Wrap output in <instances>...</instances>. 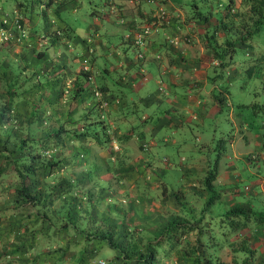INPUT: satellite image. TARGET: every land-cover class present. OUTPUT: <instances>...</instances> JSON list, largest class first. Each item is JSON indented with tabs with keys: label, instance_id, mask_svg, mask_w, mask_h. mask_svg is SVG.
I'll return each mask as SVG.
<instances>
[{
	"label": "trees",
	"instance_id": "1",
	"mask_svg": "<svg viewBox=\"0 0 264 264\" xmlns=\"http://www.w3.org/2000/svg\"><path fill=\"white\" fill-rule=\"evenodd\" d=\"M26 1L31 6V1L34 0ZM214 1V5H210L208 2L201 8L194 3L191 17L201 20L212 19L213 21V25L206 28L204 36L207 40V47L210 48L212 56L217 60L219 69L216 75L220 79H224L225 76L226 80L223 82L228 81L229 78L233 79L234 76L230 77L225 72L228 71L226 69L229 66L238 68L233 66L235 63L232 56L236 48H239L247 58L244 57L247 63L243 72L250 79H259L262 84L264 81L259 70L264 72V49L255 40L261 39L264 43L260 36L264 34V0ZM49 2L50 0H46L45 5ZM21 10L23 21L19 20L14 24H21L26 35L20 36L19 41H10L8 44L1 45L0 49L10 43L30 44V33L25 26L24 17L26 12L29 13L32 9L23 5ZM216 30H220L221 34H216ZM3 56L7 57V55L4 52L0 54L2 80L0 87V160H2L0 161V174L4 171L3 168L6 164L11 165V170L17 178L13 185L12 195L16 205L13 204L20 208L33 207L30 211L27 210V213H18L8 221L7 225L11 227L12 224H18L24 218L31 225V228L27 230L28 237L23 235L26 232L18 231L20 235L17 236L21 239L10 242L9 248L12 254L19 249L20 251L24 249L29 254L26 257V260H31L29 264H35L36 261L40 264L46 262L55 264L60 260L66 246L73 243L77 246V254L74 256L75 264H88L91 261L94 262L92 264H116L118 261L122 264H156L158 253L178 249L180 239L184 237L185 240L188 233L194 232L198 244L210 248L211 251L199 253L196 245H191L189 248L183 247L180 255L187 257L192 264H261L264 262V251H258L259 259L255 262L257 250L249 246L244 239L240 238L237 245L234 246L237 239L235 237L242 229H246L247 232L249 230L260 232L264 236V206L259 204L256 197L252 195L253 189L247 185L248 183L244 184L241 190L235 188L234 185L231 187L232 190H236L234 192L238 195L234 197V201L223 200V194L215 181L218 172L216 163L209 164L200 177L191 176L192 186L194 181H198L200 191L195 189V185L192 187L186 182L182 183L183 179L187 178L188 180L189 177L185 170L180 176L181 186L173 189L168 185L171 179L165 180L163 175L165 170L174 164L169 155H157L154 158L155 161L151 162L153 158L148 159L141 165L148 169L151 179L159 183V201L165 202L166 200V204L171 201L169 205L167 204L169 214L165 216L160 212L146 213L142 211L143 200L147 201L149 197L139 189L140 194L124 191V197L127 200L126 208H124L121 202L115 199L114 192L110 191L109 180L98 182L96 189L92 187L76 189L77 181L74 178L56 175L63 160L58 158L57 153H53L52 150L73 138H91L109 152L105 165L90 163L86 169L84 168L80 177L95 176L98 170L115 175L116 169L120 166L116 161L120 148L119 146L116 148L110 146L109 142L117 139L113 133V124L108 123L106 119V107L114 98L105 96L103 87L94 84L87 58L88 69L82 70L79 66L78 72L83 75V80H86L87 86L90 87L89 93L94 97L93 103L89 105L88 112L78 117H73L69 111L67 116H63V112L62 117L57 116V112L53 109L49 112L45 109L48 104L55 105V100L50 102L48 96L46 99H41L42 93L37 99L31 94L32 89L44 86L45 71L31 69L28 62L22 60L21 55L19 59L6 58L5 60ZM256 66L258 71L255 69ZM216 75H213L212 78ZM33 78L34 81L31 82ZM47 82L45 81V83ZM261 84L257 92L264 94ZM80 88L81 90L85 89L84 86ZM225 88L227 90L226 86ZM96 90L98 94H94ZM72 93L69 96L75 97L74 92ZM62 94L63 91L57 89L53 97L59 98L63 96ZM227 96L219 94L218 91L215 92L214 97L218 108L227 104L225 102ZM251 96L254 98V93ZM81 99L80 95L79 100ZM252 99L249 104H256L255 110L257 112L261 110L263 113L264 100L258 105V102L252 101ZM19 103L22 109L15 107ZM238 105L245 107L247 103L239 102ZM88 114L89 116H87ZM229 115L231 116L230 113ZM142 120H145V117H142ZM77 122H80V126H76ZM96 124H98L97 128ZM23 125L25 128L22 130L21 126ZM242 137L245 138V135ZM255 140L264 143V137L262 139L255 138ZM147 147L148 141L146 140L138 143V149L143 153L149 152ZM74 150L79 151L80 156H82V152L84 153L80 145L74 147ZM252 154L253 152H250L244 155V158L251 161ZM81 159L84 160L85 157H81ZM240 161L244 165L247 164L242 159ZM132 167H124L121 170V175H126L128 169ZM232 168L234 167L232 166ZM48 176L54 180L63 177L61 179L64 180V183H58L60 178L57 179L58 181L47 180ZM122 176H117V179H121ZM95 190L96 195H94ZM59 197H62L66 203L61 202L58 208L53 207L52 202ZM198 197L204 198V205H198ZM219 198L225 205L218 214L221 215L222 225L226 226L222 229V233L220 232L221 234L213 233L208 221L204 218L205 211L214 200ZM128 211L132 213L126 214ZM126 216L131 220L137 219L138 226L127 223ZM140 228L144 230L142 231L144 235L140 234ZM54 234L63 237L64 244L51 249L49 242L45 244L46 247L40 250L34 248L37 239L39 240L38 236L48 239ZM224 243L231 246L233 250L234 254L230 261L221 260L215 254L217 247ZM102 246L112 249V253L106 261L104 259L95 260V255Z\"/></svg>",
	"mask_w": 264,
	"mask_h": 264
},
{
	"label": "crops",
	"instance_id": "2",
	"mask_svg": "<svg viewBox=\"0 0 264 264\" xmlns=\"http://www.w3.org/2000/svg\"><path fill=\"white\" fill-rule=\"evenodd\" d=\"M45 1H31V6L26 0H14L13 4L10 2L7 6L0 2L4 10L6 7H15L19 11L23 5L32 9L24 17L30 33V44L10 43L0 49V54L4 52L10 55L6 58L19 59L21 55L31 69L45 71L44 79L48 82L44 81V86L32 89L31 94L36 99L42 93L41 99L48 96L50 102L55 100L56 104H48L47 109H53L60 117L62 112L63 116L71 112L73 117H76L77 111L80 112L77 117L88 112L94 97L89 93L87 81L78 72V58L86 55L94 84L103 87L105 96L114 98L106 107V119L113 124L117 139L113 141H117L120 148L116 160L120 164L119 170L133 165L141 166L152 158L153 162L155 156L160 154L170 155L167 152L173 147L177 152L178 163L183 164V171L188 170L189 178L190 175L200 177L208 164L205 163L202 171L197 172L195 164H199L200 160L206 162L203 154L205 141H200L197 126L203 125L204 119L216 113L214 109L218 106L215 92L227 96L225 85L232 84L230 78L226 82H223L225 76L224 79L218 78L217 60L208 55L209 47L204 35L206 28L212 26V19L207 23L208 20L206 22L191 15L184 17L183 9L168 0H140L136 3L128 0H99L89 10L92 21L82 17V24H73V17L65 16L64 11L74 12L79 6L77 0H50L46 5ZM159 5L166 8L169 20L144 36L143 44L136 45L134 33ZM39 16L42 21L38 27ZM81 26V33L76 32ZM118 31L122 46L111 42L112 36ZM88 45L92 47L90 51L87 50ZM137 52H141V56ZM213 75L216 76L212 78ZM81 86L85 89L81 90ZM57 89L63 91L62 97H53ZM72 92L75 97L69 96ZM62 98L68 100L67 106L65 102L61 103ZM69 103L73 105L69 106ZM242 135L238 138H242ZM213 137L204 138L209 141ZM75 140L84 151L83 157L93 159L84 164L105 165L106 156L95 162V157L91 155L92 148L88 140L93 139ZM143 140L148 141L147 153L138 149V143ZM234 142L230 141V145L233 157L238 160L250 152L264 150V143L260 140H253L254 147L244 151L236 150ZM134 147L139 155L135 161H127ZM186 149L191 153L190 162H183L185 156L179 154ZM159 150L165 152L158 153ZM229 165L234 166L233 162ZM233 169V172H227L218 165L215 179L223 176L227 181L231 180L238 175L235 167ZM224 170L226 173L222 174ZM114 176L117 180V172ZM94 192L96 195V190ZM142 211L147 213L145 205Z\"/></svg>",
	"mask_w": 264,
	"mask_h": 264
},
{
	"label": "rangeland",
	"instance_id": "3",
	"mask_svg": "<svg viewBox=\"0 0 264 264\" xmlns=\"http://www.w3.org/2000/svg\"><path fill=\"white\" fill-rule=\"evenodd\" d=\"M77 1L79 3V6L76 7V10L71 13L70 12L66 13L64 11L65 16L68 15L69 17H73L72 18L73 24H75V22L82 24L81 21L82 17H84L88 21H92L89 10L92 6H94V3L98 4L99 0H77ZM168 1L171 2L173 5L180 6L183 9L182 15H184V17H190L192 11L194 10V6H193L194 3L198 5L200 8L204 7L205 4L208 2H210V5L215 4L214 0H209L208 2L205 0L204 1L203 0H168ZM0 2L4 5L6 4L7 6V4L10 2L11 4H13L14 0H0ZM6 8L7 9L4 10L2 7H0V18L7 17L5 13L11 14L13 10H16L17 13L19 12V14L23 17L22 10L18 11L17 8L15 7L14 8L12 7L10 9L9 7ZM34 10L37 12V7L34 6ZM41 19L42 17L39 16L40 22L36 26L38 27L41 26V21H42ZM210 20L211 19H208L209 22H207L206 20L204 21L210 23ZM212 23L210 25H213ZM82 29L83 28L81 26L80 28H78L76 32L81 33ZM216 31L217 34L219 35L221 34L220 30H216ZM119 32L120 31H118L111 38V42L115 43L116 46L123 45L119 37ZM260 36L264 41V37H263L264 34L263 35L261 34ZM255 41L259 42L260 46H262L261 48L264 49V43L262 42L261 39H256ZM136 49L137 47L135 46V50ZM208 55L209 57L213 58L210 48ZM9 56L10 55L8 54L7 57ZM244 57L245 56L243 55L242 50L236 48L232 58L234 59V63H235V65L233 66H236L238 68L229 66L227 71L230 77L234 76L232 79V84L229 85L227 83V85H225L229 92L225 100L227 104L223 105L220 108L214 109L216 110L214 116L204 119L203 125L197 126V131L200 136V141H205L203 154L206 162L200 160L201 162L199 164L198 163L195 164V168L198 170L197 172H199L202 171V169L205 167V163L208 165L209 164L212 165L213 163H216L217 165L221 166V169H226L228 170L227 172H231V171L233 172L234 169L232 168L231 165H229L230 162H233L234 165L233 167H235V170L239 175L234 176L233 178H231V180L228 181L223 176L218 177L215 180L218 184L217 187L220 188L221 193L223 194L222 199L227 202L234 201L235 199L234 197H237L238 195L237 193L234 192L236 190H232L233 188L231 187L234 185V187L236 186L235 188L241 190L243 188V185L248 183L247 185H249V187L250 188L252 187L253 189L252 195L256 197L259 204L264 206V150H257V152H253V154L250 157L251 161L246 160L243 156L242 160L244 162H247L248 164L247 166V164L244 165L242 161L235 159L233 157L234 152L230 145V141L233 140L235 141L234 144L236 145L235 149L238 151L241 150L244 151L245 149L248 148L251 149L254 147L253 140H255V138L262 139L264 137V112L262 113L261 110L257 112L255 110L256 104H252V105L249 104L251 102V99L253 98L251 96L253 93H254V98L252 99V101L258 102V105L262 102V100H264V94L261 92L260 93L257 92L259 85L261 84L260 80L250 79L243 72V68L247 63L246 60L247 58L245 57L246 58L245 59ZM3 59L5 60L6 56H3ZM77 62H75V64ZM255 69L258 71L257 66ZM259 71L261 72L260 75L261 77H263L262 80L264 81V72L261 70ZM1 81L2 80L0 76V87L2 86ZM261 85L263 86L264 89V82H262ZM62 102H65V106L68 105V100H65V98H62L61 103ZM239 102H245L247 103V105L245 107H240L238 105ZM58 105L59 103L57 102L56 106ZM71 105H73V103L71 104L69 103V106ZM15 107L22 109V107H20V103ZM47 107L48 106H46L45 109H47ZM79 113H80L79 111L75 112V116L77 117ZM229 113L231 114V116L229 115ZM137 120L138 119H136V121ZM76 126H80V122H77ZM97 126L98 124H96V128ZM21 128L23 130L25 128L24 125L21 126ZM241 133L245 135V138L243 137L238 138V136L241 135ZM212 134L214 135L213 139H210L208 141L204 138L206 136L212 137L213 136ZM88 141L89 144L91 145L92 148L91 155L95 157V162H97L98 159L105 157L109 154V152L103 146L96 143L94 140H88ZM192 141L194 140L192 139ZM192 141L191 144H193ZM109 143L112 148H116L118 146L117 142H114L113 140ZM78 145L79 143L76 142V140L73 138V140H69L65 142L63 145L59 146L58 148L52 150L53 153H57L58 158L63 160L61 168L57 171L56 175L69 176L71 178H74L77 181L76 189L81 187L82 188L92 187L93 189H96L98 182L101 183L105 179L109 180L110 191L114 192L115 199L120 201L124 208H126V201H127L126 198L124 197V191L127 190V192L131 194L132 193L140 194V192H138L139 189L145 192L146 194H148L149 197L148 200L147 201L143 200V204L145 205V209L147 212L153 213L155 211H160L163 216L169 214V210L167 209L168 203L166 204L167 201L166 200L165 202L159 201V183L155 182L156 180L151 179V174L149 173L147 168L141 167L139 165L137 166L133 165L131 169H128L126 175L124 174L122 176L121 175L122 169L119 170L120 167H118L116 172L118 176H122L121 180L118 179L116 180L114 175L105 171L96 173L95 176H91L89 178H87L86 176L80 177L81 176L80 171L83 172L84 168L86 169L87 167L86 164L93 159H89V157H85L84 160L81 159V157L84 156V153L81 151L82 156H80V152L79 151L76 152V150H74V147ZM160 152L161 153L165 152V150H159L158 153ZM49 153H51L50 150ZM167 153L171 155V161H173L174 164L173 166L165 170L163 179L165 180H167L168 178L171 179V182H169L168 185L172 186L173 189H175L176 187L181 186L180 183L182 179L180 176L183 171L182 170L183 164L178 163L177 152L173 147H171V149H169ZM179 154H183V156H185V160L183 162H188L190 160L189 157L191 153L187 149L182 150L181 153ZM138 155L139 154L137 152V149L134 147V151L131 152L127 161L128 160L135 161V158L138 157ZM3 170L4 171L2 172V174H0V264H29L31 260H26V257L29 254H27V252L24 251V249H21V251L19 249L16 253L12 254L9 248L10 242H14V241L16 242V240L21 239L20 237L17 236L20 235L18 234V231L26 232L23 234L25 237L29 236V232L27 233V230L31 228L29 221H27V219L22 218V221H20L18 224H12L11 226L12 228L7 224L8 221L11 218H14L18 213L25 214L27 213V210L30 211V209L33 207L26 206V208L23 207L20 208L18 206H15L16 202L13 201L12 195H13V185L14 183H16L17 178L14 176L13 171L11 170V165L9 166L8 164H6ZM226 170H224L222 174L226 173ZM187 171L188 170H186L185 172L187 173ZM59 178L60 180L58 181L57 179ZM59 178L54 180L51 179L50 176H48L47 180L58 181V183L63 184L64 180L61 179L63 177H59ZM190 178L188 177V180ZM188 180L187 178H185L183 179L182 183L184 184L186 182L192 186L191 179L189 181ZM94 183L95 185H93ZM194 185L193 186L196 187L195 189L197 191L201 190L198 187L199 186L198 181L197 182L194 181ZM61 202L66 203L62 197L55 198L54 201L52 202L53 207L58 208ZM197 203L198 205H204V198L198 197ZM224 207L225 205L223 204V201L219 198L214 200V202L205 211L206 215L204 216V218L208 221L209 226L210 228H212L213 233H220V232L222 233V229L226 227L222 225V221H220L221 215H218ZM130 213L132 212L131 211H128V213L126 212V214H130ZM130 217L133 216L130 215ZM125 218L127 223L129 222L132 224H136L138 226L137 223L139 222L137 219L133 218L131 220L130 218H127V216ZM22 228L25 229L22 230ZM148 229L151 230L152 228H148ZM139 231L140 234L144 235V232H142L144 231L143 229L140 228ZM245 231L246 229H242L238 232L239 235L235 237L237 239L235 240L234 246L237 245L240 238L247 241V244L249 246L257 250L255 252V257H256L255 262H256L259 259L258 251L260 250L264 251V236L262 235V233L260 232L257 233L253 230H249V232L247 231L245 232ZM54 235H52V237L48 239L38 236L39 240L37 239V242L34 245L36 247L34 248H38L40 250L41 248L46 247L45 244L49 242H50L49 247H51V249L61 244H64L63 237H58V235L55 236ZM180 240L181 242L178 249H175L174 251H170V252L166 251V253H161V252L158 253L157 254L158 260L156 264H192V262L187 257H182V255H180V252L183 250V247L189 248L191 245H196L197 252L199 253L201 251L202 253H208L211 251L210 248L207 247L205 248L202 246V244L200 243L198 244V241L195 239L194 232L188 233L185 236V240L184 237L181 238ZM66 247H65L66 250L60 256V260H58L55 264H75L74 261H76L75 260L76 258L74 256L77 254V246H75L73 243H70ZM29 250L31 251V249ZM111 253H112V249L106 246H102L101 250L98 251V253L95 255V260L104 259L106 261L108 260L107 258L108 256L111 255ZM215 254H217L218 258L221 260L230 261L234 253L233 250L231 249V246L229 247V245H226V243H224V245H220L217 247ZM92 263L94 262L91 261L88 264H92ZM35 264H40V263L36 261ZM44 264H48V262ZM116 264H122V263L118 261ZM261 264H264V262H261Z\"/></svg>",
	"mask_w": 264,
	"mask_h": 264
},
{
	"label": "built area",
	"instance_id": "4",
	"mask_svg": "<svg viewBox=\"0 0 264 264\" xmlns=\"http://www.w3.org/2000/svg\"><path fill=\"white\" fill-rule=\"evenodd\" d=\"M131 3L139 2L140 0H128ZM146 1H154V0H146ZM7 17L0 18V46L8 44L10 41L15 42L19 41L20 36H25L26 33L24 31V27L18 23V21H23L22 16L13 10L10 15H6ZM169 20V14L162 5H159L156 10L145 18L142 24L138 27V30L134 33L133 41L136 45L143 44L144 36L148 33L156 31L163 23H166ZM20 25V27H17ZM24 25V24H23ZM90 47L88 45L87 50L90 51ZM138 53V52H137ZM137 55L141 56V52ZM80 68L82 70L88 69L87 56L81 57ZM94 94H98V91H94ZM102 262V261H100Z\"/></svg>",
	"mask_w": 264,
	"mask_h": 264
}]
</instances>
